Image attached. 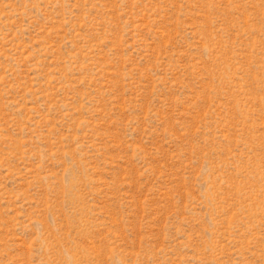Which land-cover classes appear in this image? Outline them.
<instances>
[{"label":"rangeland","instance_id":"1","mask_svg":"<svg viewBox=\"0 0 264 264\" xmlns=\"http://www.w3.org/2000/svg\"><path fill=\"white\" fill-rule=\"evenodd\" d=\"M0 264H264V0H0Z\"/></svg>","mask_w":264,"mask_h":264}]
</instances>
